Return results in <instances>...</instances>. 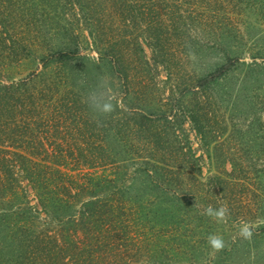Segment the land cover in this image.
Listing matches in <instances>:
<instances>
[{"label":"rangeland","instance_id":"1","mask_svg":"<svg viewBox=\"0 0 264 264\" xmlns=\"http://www.w3.org/2000/svg\"><path fill=\"white\" fill-rule=\"evenodd\" d=\"M6 1L9 10L0 7V24L11 5L17 15L0 27V93L25 81L27 93L39 99L36 89L55 82V99L82 97L77 106L87 115L74 114L68 122L72 133L64 140L59 134V143L109 148L111 154L107 150L101 159L116 163L103 178H120L118 188L129 187L127 201L131 195L144 198L143 224L149 228L172 225L179 216L177 235L188 234L181 241L199 246L181 264H264V0H58L51 12L28 0ZM61 52L71 55L59 58ZM228 64L232 68L224 75L205 82ZM101 77L120 105L108 116L85 102ZM45 135L43 141H57ZM81 154L65 156L72 161ZM19 180L17 195L32 206L16 198L10 204L9 194L0 191V264H43L51 258L46 247L62 246L75 231L67 226L70 218L80 222L85 202L99 195L56 194L67 205L47 217L33 187ZM222 204L229 209L226 222L201 214L208 205ZM115 208L103 210L106 221L113 214L130 218V208ZM242 222L251 226L250 239L238 234ZM79 228L74 234L86 240L88 232ZM118 231L106 225L96 236ZM212 234L225 241L214 257ZM174 244L181 253L183 242L172 241L168 248ZM120 251L136 264L146 263L130 245Z\"/></svg>","mask_w":264,"mask_h":264},{"label":"trees","instance_id":"2","mask_svg":"<svg viewBox=\"0 0 264 264\" xmlns=\"http://www.w3.org/2000/svg\"><path fill=\"white\" fill-rule=\"evenodd\" d=\"M3 1L5 2L0 0V5L2 3L0 7L9 10L7 5L9 2ZM55 1L58 0H28L32 5L48 11L49 9L53 11V7L55 9ZM122 1L125 2L126 0ZM16 9L15 5H11V14H7L8 11L2 14L5 20L1 21L0 27L1 25L6 26L8 21L13 23V19L17 15L15 14ZM25 10L27 8H23L22 12L27 14ZM54 11L57 12V10ZM70 55V53L61 52L58 57L69 58ZM231 68L232 66L228 64L204 80L205 82L215 81ZM54 87H56L55 82H46L42 88L36 89V93L40 96L39 99L28 94L30 91L27 89L25 81L11 83L0 93V191L9 194L12 198L10 204L16 198L20 201V204L25 205V208L31 205L30 200L25 195V197L21 195L25 202L17 195L20 178L26 179L28 185L30 184L33 187L37 194L38 206L41 207L47 217L53 216L55 207L63 206L64 208L67 203L65 198L59 199L56 194L74 192L75 195L81 196V193L84 192V195L91 198L99 195L96 199H88L85 202L86 209L82 211L80 222L76 223L75 219L70 218L68 221L70 225H66L70 230L73 228L75 231L71 236L70 234L66 235V241L62 243V246L59 244L57 249H53V251H49L51 249L46 247L48 249L47 254L51 258L49 260L45 259L43 264H131V262L136 264L130 257H126L120 251L123 247H129V245L134 249L133 254L138 255L141 260L146 262L145 264H181L182 257L186 256L191 259L199 246L197 242L189 241V239L181 241L188 234L181 233L177 235L179 225L176 219L179 216L175 215L172 225H161L157 230L154 226L149 228L143 224L144 217H148L147 214H144L145 210H143L147 206L143 202L144 198L138 194L136 196L131 195L130 197L133 198L127 201L126 195L130 194L129 187L122 186V190L119 189L117 185L121 182L120 178H103L107 172H112L107 167L111 166L113 168L116 163L113 158L108 162L101 159L102 155L107 154V150L111 154L109 148H106L105 145L83 146L84 144L79 143L74 145L67 142L59 143V134H64L61 137L64 140L66 134L71 131L68 122L71 119L74 120L72 118L74 114L77 115L76 118H82L83 115L86 117L87 110L81 108L82 106L80 108L77 106V101L82 103L83 100L78 95L63 100L55 99L54 93L52 94ZM53 99L55 102H53ZM70 100L72 101L70 102ZM40 129L45 132H40ZM36 132L41 133V135ZM44 135L48 136V139L49 137H57V141L45 142L42 138ZM78 135H81V133L79 132ZM71 153H82L81 155L84 157L69 161L68 158L66 159L65 154ZM86 154L90 155L91 158L86 159ZM41 155L46 156L39 159ZM100 169L104 173H100ZM17 173H20L21 176H18ZM148 183L154 185L153 180ZM169 183L178 185L175 182ZM171 185L168 184V186ZM112 186L114 189L110 188ZM54 189H58L60 192L53 194ZM3 196L5 197V195ZM133 200L138 204L141 203L140 208L133 204ZM87 206H94V208L90 209ZM115 206V209L121 208V211L130 208L131 215L127 219L129 220L128 226L124 223L127 220H123L119 215H114L112 210L113 220L111 218L106 221L108 211L103 210L113 209ZM65 207L67 208V206ZM30 209L32 210L28 207L27 211L30 212ZM70 209L71 207L67 208V211ZM135 209H141V211L137 212ZM1 213L0 210V216H3ZM58 213H60V217H66L62 211ZM32 218L33 216L26 218V220ZM106 225L117 226L120 233L116 235L104 233L96 236V231L102 232ZM77 227L88 232L86 240L74 234L77 232ZM128 227L131 229L130 231L126 229ZM192 231L194 229L186 228L184 230L186 233ZM158 240L169 241L166 244H160L156 242ZM172 241L183 242L181 253L177 248L178 245L181 246L180 244H174L173 247L169 246L168 248ZM33 250L35 249L33 248ZM205 250H208V248ZM52 253L60 257L53 260ZM146 253H149V256L145 259Z\"/></svg>","mask_w":264,"mask_h":264},{"label":"clouds","instance_id":"3","mask_svg":"<svg viewBox=\"0 0 264 264\" xmlns=\"http://www.w3.org/2000/svg\"><path fill=\"white\" fill-rule=\"evenodd\" d=\"M190 55L192 54L190 53ZM85 102L100 116L111 115L116 108L120 106L115 102V97L111 94V89L108 86V80L106 77L100 78L97 88L88 93ZM201 214L214 219L217 223H223L228 220L229 209L223 204L219 207L208 205L205 209H203ZM238 234L244 239H250L253 234L251 226L247 222H242ZM208 244L212 249L211 255L213 257L216 253L224 250L225 248L223 236L219 234L210 235L208 237Z\"/></svg>","mask_w":264,"mask_h":264}]
</instances>
